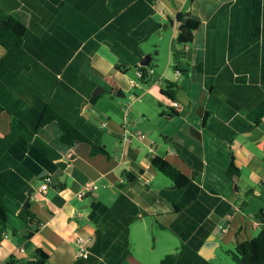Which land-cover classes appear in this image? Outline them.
Instances as JSON below:
<instances>
[{
    "label": "crops",
    "instance_id": "0c3cea01",
    "mask_svg": "<svg viewBox=\"0 0 264 264\" xmlns=\"http://www.w3.org/2000/svg\"><path fill=\"white\" fill-rule=\"evenodd\" d=\"M188 19L201 24L182 46L177 36ZM1 24L23 36L30 69L13 76L0 65L8 221L0 225V264L32 260L37 249L49 255L46 264H151L160 255L142 252L143 243L159 234L163 248L165 233L175 250L185 248L178 264H213L221 243L235 248L260 234L252 222H264L257 216L264 213V0H0ZM162 48L169 64L156 70ZM4 54L0 46V60ZM147 56L153 74L143 84L136 67ZM166 82L181 110L161 93ZM47 106L109 156L64 144L57 122L38 128ZM125 128L143 137L124 145ZM156 157L189 184L174 188ZM232 162L239 177L226 175ZM128 177L142 187L125 190ZM87 183L100 188L79 199ZM24 209L36 219L23 220ZM218 220L227 225L207 260ZM79 237L88 240L87 259L76 254Z\"/></svg>",
    "mask_w": 264,
    "mask_h": 264
},
{
    "label": "trees",
    "instance_id": "16d2710c",
    "mask_svg": "<svg viewBox=\"0 0 264 264\" xmlns=\"http://www.w3.org/2000/svg\"><path fill=\"white\" fill-rule=\"evenodd\" d=\"M179 20L183 16L178 17ZM200 22L194 19H188L184 23L177 36L179 45L188 46L193 43L195 32L200 27ZM0 46L5 50V54L0 60V65L6 69L13 76H18L25 70L30 69L28 54L24 47V38L22 35L15 32L12 28L5 24L0 25ZM148 67H141L143 76L140 79L141 83L149 84L152 80V75L147 72ZM161 93L169 100L175 101L176 87L170 82H166ZM52 122H57L62 130L61 140L64 144L75 147L77 143H87L91 147V154H103L109 156V153L103 146H99L89 139L84 133L73 126L68 120L57 113L51 106H47L40 118L38 128H42ZM155 168L167 177L178 188L186 187L190 180L178 168L172 165L166 159L156 157L153 160ZM226 175L229 178H236L240 176V170L232 162ZM6 195L5 189L0 186V225L3 228H8V221L6 211L4 209V198ZM264 213L257 214L258 217H263ZM20 217L27 221L29 219L35 220L33 214L24 209ZM15 231V230H14ZM16 232V231H15ZM185 252L184 246L178 247L173 253L166 255L161 259L160 264H178ZM235 264H264V229L260 234L252 240L245 242H236L234 251H229ZM49 260V255L42 249L36 250L35 258L32 260H22L15 256H11L5 264H46Z\"/></svg>",
    "mask_w": 264,
    "mask_h": 264
},
{
    "label": "rangeland",
    "instance_id": "374dc122",
    "mask_svg": "<svg viewBox=\"0 0 264 264\" xmlns=\"http://www.w3.org/2000/svg\"><path fill=\"white\" fill-rule=\"evenodd\" d=\"M168 62V55L166 54L165 48L159 49V56L153 62L155 69L159 70L165 68L169 64ZM170 66L172 67L171 64ZM163 108H165V106H163ZM219 233L218 237H220ZM164 237L166 241L163 242V248L160 247V244H162V238L159 236V234L156 236V238L153 234H150L147 242L143 243L141 250L142 252L151 251L153 254L160 255L159 258L155 259V261L151 260V264H160L158 259H162L163 257H165V255H167L166 253L171 254L173 253V251H175V246L173 245H177L178 242L176 240H173L170 233H165ZM234 249L235 248L232 244L221 243V246L217 248L216 252L214 253V257L210 260V262L213 264H235L231 254L228 253L229 251H234Z\"/></svg>",
    "mask_w": 264,
    "mask_h": 264
},
{
    "label": "built area",
    "instance_id": "2783aa9c",
    "mask_svg": "<svg viewBox=\"0 0 264 264\" xmlns=\"http://www.w3.org/2000/svg\"><path fill=\"white\" fill-rule=\"evenodd\" d=\"M141 67L142 65H138L136 67V73H137V77L140 81V79L143 76V72L141 71ZM148 73H150L151 75L153 74V70L151 68H147L146 69ZM177 73L179 74V72L177 71ZM131 84L133 87H137L139 82L136 80H132ZM172 107L175 110H181L183 107L180 103L173 101L172 103ZM136 137L138 139H141L143 137V134L141 132H136L135 134L129 133L128 129L125 128L124 129V133L122 136V143L124 145H126L127 143L131 142L132 138ZM49 184L48 183H44L41 187V191L42 193H46L47 189L49 188ZM100 188L99 185L95 184V183H87L77 194V197L79 199H84L87 196L94 194L98 189ZM255 224V226H260L262 227V229H264V222H260L257 221L255 219H253V222ZM76 254L78 257L83 258V259H87L89 257V247H88V240L83 238V237H79L76 240Z\"/></svg>",
    "mask_w": 264,
    "mask_h": 264
},
{
    "label": "water",
    "instance_id": "95a60500",
    "mask_svg": "<svg viewBox=\"0 0 264 264\" xmlns=\"http://www.w3.org/2000/svg\"><path fill=\"white\" fill-rule=\"evenodd\" d=\"M191 54H192V50H189L188 52H185V53H184V56H186V55H187V56H190ZM151 59H152L151 56H147V57H145V58L143 59L141 65L144 66V67H148V66H150ZM116 94H117V96H119V97H124V94L121 92V90H118V89H117V90H116ZM77 144H78V143H77ZM62 173H63V170H62V169H59V170L54 174L53 179H52V185H53V186H56V185L58 184V182H59V178H60V176L62 175ZM127 181H128V183H129V185L125 188V190H128L130 187H135V185H137V184H139V185L142 187V183H141V182H137L136 180L133 179V177H128V178H127ZM176 187H177V186L174 185V188H176ZM216 224H217V227H216V229L213 231L210 240H209V241L207 242V244H206V247H205V252H206V254H203L204 257H205L207 260H210V257H208V254H209V252L211 251L213 245L215 244L214 240H215V238H216V235H217L219 232H222L223 229L225 228V226L227 225V224H224V222L221 221V220H218V221L216 222Z\"/></svg>",
    "mask_w": 264,
    "mask_h": 264
}]
</instances>
